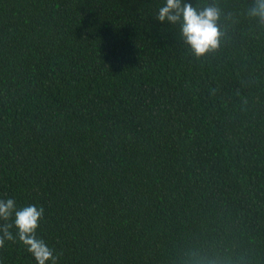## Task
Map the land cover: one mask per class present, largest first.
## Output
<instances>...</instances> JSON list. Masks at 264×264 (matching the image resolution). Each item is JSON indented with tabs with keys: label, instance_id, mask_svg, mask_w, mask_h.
<instances>
[{
	"label": "trees",
	"instance_id": "16d2710c",
	"mask_svg": "<svg viewBox=\"0 0 264 264\" xmlns=\"http://www.w3.org/2000/svg\"><path fill=\"white\" fill-rule=\"evenodd\" d=\"M161 2L0 0V198L57 264H264V22L187 0L219 10L197 57Z\"/></svg>",
	"mask_w": 264,
	"mask_h": 264
},
{
	"label": "clouds",
	"instance_id": "9594fccd",
	"mask_svg": "<svg viewBox=\"0 0 264 264\" xmlns=\"http://www.w3.org/2000/svg\"><path fill=\"white\" fill-rule=\"evenodd\" d=\"M248 15L264 22V0H254ZM218 18L216 7L200 9L187 0H162L155 15L161 25H179L180 38L197 57L218 47ZM43 213L35 204L20 205L12 197L0 198V248L6 241L18 242L36 264H57L54 249L37 234Z\"/></svg>",
	"mask_w": 264,
	"mask_h": 264
}]
</instances>
